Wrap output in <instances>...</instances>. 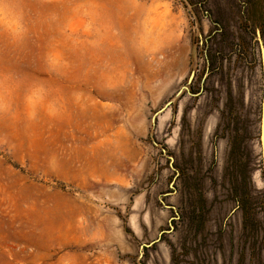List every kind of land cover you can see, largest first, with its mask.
Here are the masks:
<instances>
[{"label":"rangeland","instance_id":"374dc122","mask_svg":"<svg viewBox=\"0 0 264 264\" xmlns=\"http://www.w3.org/2000/svg\"><path fill=\"white\" fill-rule=\"evenodd\" d=\"M258 34L264 0H0V264H264Z\"/></svg>","mask_w":264,"mask_h":264},{"label":"water","instance_id":"95a60500","mask_svg":"<svg viewBox=\"0 0 264 264\" xmlns=\"http://www.w3.org/2000/svg\"><path fill=\"white\" fill-rule=\"evenodd\" d=\"M258 36H259L260 41H261L262 69H263V82H264V44L262 43L260 34H258ZM193 77H194V75L189 77L190 82L192 81ZM184 90L189 91V87L187 85H184L176 93V95L174 96L173 99L169 100L161 109H159L158 111L155 112V114L152 118L153 125L155 124L158 115L161 112H163L164 110H166L170 105L174 104L178 100V98L181 96V94L183 93ZM261 122H262V125H261V134H260V143H261V147H262V163H263V169H264V91H263L262 105H261Z\"/></svg>","mask_w":264,"mask_h":264},{"label":"bare ground","instance_id":"6f19581e","mask_svg":"<svg viewBox=\"0 0 264 264\" xmlns=\"http://www.w3.org/2000/svg\"><path fill=\"white\" fill-rule=\"evenodd\" d=\"M263 91H264V82H263Z\"/></svg>","mask_w":264,"mask_h":264}]
</instances>
